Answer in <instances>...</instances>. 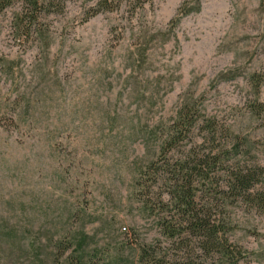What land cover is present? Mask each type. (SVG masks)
<instances>
[{"label":"rangeland","instance_id":"obj_1","mask_svg":"<svg viewBox=\"0 0 264 264\" xmlns=\"http://www.w3.org/2000/svg\"><path fill=\"white\" fill-rule=\"evenodd\" d=\"M99 1L39 0L33 14L17 1L0 13V238L16 264L181 254L134 183L172 156L159 145L182 106L217 133L200 144L196 127L179 155L218 146L222 165L238 155L264 165V109H250L252 74L264 106L260 0H131L88 17ZM228 212L238 264H264V212L239 201Z\"/></svg>","mask_w":264,"mask_h":264},{"label":"trees","instance_id":"obj_2","mask_svg":"<svg viewBox=\"0 0 264 264\" xmlns=\"http://www.w3.org/2000/svg\"><path fill=\"white\" fill-rule=\"evenodd\" d=\"M17 1H21L24 14L38 13L42 8L39 0H0V13ZM123 1L131 2L100 0L88 17L102 10L117 9ZM133 1L139 2L138 5L145 2ZM260 6H264V0H260ZM261 82L256 74L250 76L255 95L250 109L254 114L264 109L256 97ZM195 113L194 106H182L178 110L159 145L160 156L169 153L172 156L152 160L141 168L135 180L137 193L145 208L150 212L156 207L163 211L158 218L161 236L167 244L176 248L175 252L177 249L182 251L175 257H168L165 253L157 257L150 255L147 248H142L139 256L142 264H238L243 258L242 249L231 240L233 218L228 206L233 201H239L250 209L264 212V165L249 163L239 155L232 161L228 157V166L222 165L218 146L213 155L212 150L200 154V151L194 152V148L186 152L183 150L184 156L179 155L181 141L196 127L206 134L200 144L216 142V124L208 119L200 123ZM229 154L233 155V150L230 149ZM11 247L17 248L16 243ZM23 250L29 254L33 251V244H28ZM15 261L16 258L10 255L2 257L1 237L0 264H16Z\"/></svg>","mask_w":264,"mask_h":264}]
</instances>
